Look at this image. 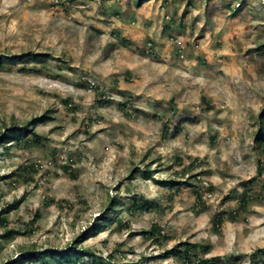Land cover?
<instances>
[{
    "label": "rangeland",
    "instance_id": "rangeland-1",
    "mask_svg": "<svg viewBox=\"0 0 264 264\" xmlns=\"http://www.w3.org/2000/svg\"><path fill=\"white\" fill-rule=\"evenodd\" d=\"M263 110L264 0H0V264H264Z\"/></svg>",
    "mask_w": 264,
    "mask_h": 264
},
{
    "label": "trees",
    "instance_id": "trees-1",
    "mask_svg": "<svg viewBox=\"0 0 264 264\" xmlns=\"http://www.w3.org/2000/svg\"><path fill=\"white\" fill-rule=\"evenodd\" d=\"M142 2H143V0H139V3H142ZM33 57L38 58L39 56L35 54ZM6 59L8 62H17L18 60L21 59V57L20 56L19 57L13 56V57H6ZM44 118H45V116L36 118V119H34V121L29 122L28 125H26V127H22L20 129H15V130H13V132L15 134H17V136L27 135L31 132V130L28 129V126L29 125L35 126L37 124V122L42 121ZM260 120H261V128H260V131L258 133V140L257 141L260 143L261 146H264V110L260 114ZM1 136L2 135H0V138H1ZM35 137L37 138L36 135H35ZM0 141H3V139H0ZM161 184H163L164 186L175 187L177 185L186 184V182L167 181V182H162ZM145 206H147V205H145ZM82 238H83V236L77 240V243L82 242L81 241ZM196 248H198L197 245L190 244V245H188V247L185 250L171 249V250L166 252V256L167 257H169V256L179 257L182 264H215L216 262H218L220 260L218 257H215V258H199L195 254ZM78 252H80V251L78 249H74V248L70 249L67 252L47 251V252H44L40 255V259L41 260H48V257L52 256L53 259H55L54 261L71 262L70 259L73 256H76L78 254ZM31 258H34V257L32 256ZM256 258L257 257H253V259L250 263L256 264L255 263ZM50 262L51 261H48V263H50Z\"/></svg>",
    "mask_w": 264,
    "mask_h": 264
}]
</instances>
